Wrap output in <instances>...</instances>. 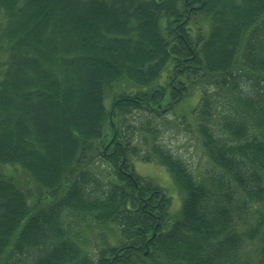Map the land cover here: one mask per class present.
I'll return each mask as SVG.
<instances>
[{
	"label": "trees",
	"instance_id": "1",
	"mask_svg": "<svg viewBox=\"0 0 264 264\" xmlns=\"http://www.w3.org/2000/svg\"><path fill=\"white\" fill-rule=\"evenodd\" d=\"M194 96L212 178L152 128ZM0 264H264V0H0Z\"/></svg>",
	"mask_w": 264,
	"mask_h": 264
},
{
	"label": "rangeland",
	"instance_id": "2",
	"mask_svg": "<svg viewBox=\"0 0 264 264\" xmlns=\"http://www.w3.org/2000/svg\"><path fill=\"white\" fill-rule=\"evenodd\" d=\"M246 82L242 83L243 85ZM251 83L248 82V86ZM208 90L211 92L214 103V123L213 126L223 124V117L228 107V99L225 98L224 92L218 90L215 86H210ZM195 97V96H194ZM198 102V97L192 100L191 104L181 108L176 115H169L164 118L157 117L152 120V128L156 139L169 149L173 154L182 158L188 164L189 168L196 175L204 177H215V170L210 165L208 156L206 155L197 130L192 110ZM149 116L141 112H137L129 117V122L135 126L136 131L142 130L148 124ZM143 132L139 131L142 135ZM98 170V169H97ZM136 170L144 176L155 178L162 185L168 195L173 199L174 207L178 208L181 204V193L173 183L166 169L160 165L145 163L138 161Z\"/></svg>",
	"mask_w": 264,
	"mask_h": 264
}]
</instances>
